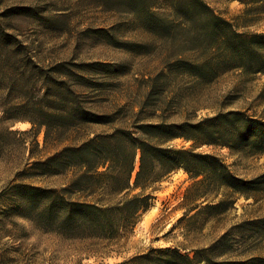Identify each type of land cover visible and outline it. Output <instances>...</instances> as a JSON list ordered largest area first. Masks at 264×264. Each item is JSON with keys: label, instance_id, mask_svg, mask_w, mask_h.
I'll return each instance as SVG.
<instances>
[{"label": "trees", "instance_id": "obj_1", "mask_svg": "<svg viewBox=\"0 0 264 264\" xmlns=\"http://www.w3.org/2000/svg\"><path fill=\"white\" fill-rule=\"evenodd\" d=\"M91 1L104 13L125 18L111 30L126 20L163 41L165 54L175 55L166 64L170 70L163 77L171 74L173 67L198 80L209 73L216 75L218 68L264 75V33H239L205 0ZM226 1L243 6L238 27L264 20V0ZM27 19L48 22L30 7L0 9V150L3 134L9 133L31 134L35 149L42 134V151L48 147L54 151L39 157L30 151L28 161L34 160L0 190V260L10 259L9 253L3 254V240L13 237L7 223L23 230L17 220L44 234L111 241L121 230L136 225L150 207L157 186L177 170L193 179L202 177L199 182L207 194L223 195L214 209H223L237 197L248 200L264 195V175L245 181L233 175L220 157L197 152L203 146L222 147L246 157L262 156L263 119L231 110L217 111L196 122L139 124L134 126L135 132L116 127L109 116L95 112L87 101L88 93L103 90L106 77L112 80L116 72L107 68H41L29 46L19 39L18 28ZM129 44L123 43V47ZM19 122L29 124V130L9 132ZM94 127L107 130L95 132ZM174 140L189 146L173 148L170 142ZM69 175L59 186L22 183ZM260 222L264 224V220ZM179 257L183 264H196L188 256Z\"/></svg>", "mask_w": 264, "mask_h": 264}, {"label": "rangeland", "instance_id": "obj_2", "mask_svg": "<svg viewBox=\"0 0 264 264\" xmlns=\"http://www.w3.org/2000/svg\"><path fill=\"white\" fill-rule=\"evenodd\" d=\"M205 1L239 33H264V20L238 27L243 12L239 3ZM22 7H30L48 20L32 23L27 19L18 28L19 39L29 46L41 68H107L116 72L112 80L106 77L103 90L87 95L90 108L109 116L116 127L135 132L133 128L139 124L196 122L217 111L231 110L264 120V75L218 68L216 75L209 73L198 80L183 76L173 67L172 73L163 77L170 70L166 64L175 56L165 54L163 41L142 33L126 20L111 30L124 17L104 13L91 0H0L2 10ZM126 42L131 44L123 47ZM94 63L105 67H90ZM29 128V124L19 122L9 132L23 133ZM2 139L0 190L34 160L28 161L30 151L34 157L54 151L53 147L42 151V134L37 149L31 146V134L5 133ZM170 145L189 146L182 140ZM197 152L220 157L233 175L245 181L264 175V155L246 157L226 148L205 146ZM69 178L22 183L59 186ZM201 179H193L183 170L171 173L157 186L150 207L136 225L121 230L111 241L44 234L17 220L23 227L20 231L7 223L13 237L3 240V254L9 253L10 259L5 257L0 264H183L179 256H188L196 264H264V224L260 222L264 220V195L248 200L237 197L233 203H225L223 209H214L223 195L207 194Z\"/></svg>", "mask_w": 264, "mask_h": 264}]
</instances>
